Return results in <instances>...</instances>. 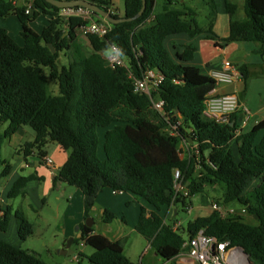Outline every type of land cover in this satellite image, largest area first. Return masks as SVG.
<instances>
[{
	"label": "trees",
	"instance_id": "trees-1",
	"mask_svg": "<svg viewBox=\"0 0 264 264\" xmlns=\"http://www.w3.org/2000/svg\"><path fill=\"white\" fill-rule=\"evenodd\" d=\"M91 1L105 10L114 9L115 17H133L143 5L142 0H124L121 13L111 0ZM186 1L164 0L162 11L156 12L155 1L147 0L142 16L113 24L105 38L89 36L86 45L77 34L82 18L64 19L60 8L47 0H33L29 12L26 6L0 0V16L16 15L24 39L23 44L18 43L0 26V165H4L0 178L11 170V163L2 157L4 142L20 126L30 125L36 137L23 146L26 155L37 150L45 157L51 141L70 150L57 179L82 191L85 218L104 188L132 193L156 209L148 215L142 207L136 231L171 264L201 231L228 242L230 248L242 247L254 264H264V136L258 139L264 118L251 130L238 133L240 113H234L227 123L205 115V101L217 82L199 66L189 64L197 45L188 43L181 53L172 55L165 43L172 35L193 39L212 31L213 24L201 26L197 10ZM224 7L230 16V34L223 40L254 42L255 53L264 57V0H244L243 18L238 16L236 2L224 0ZM39 14L49 17L41 32L32 26ZM113 43L120 47L126 66L112 67L106 59L105 52ZM62 55L67 60L64 64H60ZM148 69L164 76L151 96L134 87L135 78H142ZM239 69L247 80V65ZM52 81L58 84L57 93L50 89ZM152 100H163L164 111L156 110ZM99 128H107L104 159L98 154ZM176 169L181 170L189 188L188 199L174 198ZM34 177H19L8 198L23 194ZM254 178L259 183L247 191ZM216 185L223 190L218 201L240 203L254 222L243 214L223 216L213 211L175 230L158 213L162 205H186L193 196ZM12 211L11 206L4 211L0 230H7ZM15 216L19 237L26 240L34 232L33 225L22 210H15ZM116 217L104 211V222ZM81 229L82 236L75 242L82 240L94 248L88 256L92 264H137L124 253L126 237L112 240L86 223ZM0 264L49 263L34 251L0 238Z\"/></svg>",
	"mask_w": 264,
	"mask_h": 264
},
{
	"label": "crops",
	"instance_id": "crops-1",
	"mask_svg": "<svg viewBox=\"0 0 264 264\" xmlns=\"http://www.w3.org/2000/svg\"><path fill=\"white\" fill-rule=\"evenodd\" d=\"M9 1H11L16 6L28 7V5H30L33 0ZM111 1L115 8L118 9L117 11L123 13L124 7L120 8L114 0ZM232 1L238 4L239 10L244 11V0ZM222 2L224 8V11L221 12L222 14L220 13L222 18L219 20V15L217 16L218 18L215 21V27L213 24L211 32H204L193 39H190L185 34L172 35L166 39V46L171 54L175 55L176 53H181L183 51L184 45L188 43H195L197 45V51L194 59L189 63L190 65H197L201 68L202 72L208 73L209 69L221 67L224 60H230L238 67L246 64L248 67L249 78L253 72V65L248 60V58L251 57V54H257L255 53L257 44L254 42H226L223 40L230 34V16L225 10L224 0H222ZM238 16L243 18L244 12H238ZM1 17L2 16H0V26L6 28L7 30L10 29L8 21L11 20L15 23L14 18H17V16L14 14H10L2 18ZM4 20L6 21L4 22ZM17 20L19 22L17 23V27L20 30L22 42L20 43L16 39L15 40L18 43L23 44L24 39L21 34V23L18 18ZM48 23L49 17L46 16V23L43 28ZM34 29L38 32L43 30L42 29L40 31L36 28ZM217 30L219 32H217ZM80 39L87 38L80 36ZM218 55H223L224 58L220 62L213 65L212 61ZM259 65V72L261 74L262 80L259 85L261 88L257 91V94L254 98L250 96L249 91L247 90L249 87L247 84L248 78L247 80L243 78L242 80L230 84L217 85L212 92V94L232 92L237 94L242 105L249 111V119L243 128L241 127L243 131H247L246 129L251 130L260 120L264 118L263 57L260 59ZM244 117L245 114L243 113L239 115L238 120L240 125H242ZM7 126V123H5L1 129L5 131ZM263 136L264 130L259 134L258 139H261ZM35 137L36 131L30 125H23L20 126L17 131L4 142L2 146V157L11 163V170L8 174L0 178V219L8 207L11 206L13 211L10 216L7 230H0V238L22 248V243L27 241L28 238L26 240L20 239L18 234V221L15 216V210H22L33 225V235L38 233L40 238H43V248L50 251L51 247L54 246L59 251L62 245L70 237L74 238L73 244L77 243L79 246L86 245L82 240L75 242L76 238H80V233L77 229L78 226L76 227V225L81 226V224L85 223L87 219L85 218L84 213V195L80 189L70 186L67 183L57 179L60 168L68 159L69 155L67 150L63 149L58 143V145H54V149L51 151L45 149L46 156L52 157L55 161V164L50 166L46 164L44 157L42 158L37 150H33L29 155H26L24 152L23 146L28 142L34 141ZM3 169L4 167L0 166V173L3 171ZM29 175H34L35 177L27 183L24 193L14 199H9L8 193L16 180L21 176ZM259 181V178H254L251 182L252 188H254L259 183ZM191 202L193 204V209L191 212L194 211L196 213L195 218L209 216L212 214L213 209L211 207V199L209 197L204 196L200 199H197L195 196H193ZM142 207L146 208L147 213H151L152 211L156 210L155 207L149 204L143 197L123 191L116 192L111 188H104L97 196L95 208L90 212V216L94 218V224L92 227L96 233H101L112 240L122 238L128 234L127 232L136 230L135 226L139 220ZM105 210H109L115 213L117 216L110 223H106L103 220V214ZM51 213H53L52 216ZM94 213L101 215L103 230H100L96 227ZM158 213L167 222L174 223L176 221H181L182 219H179L180 212L177 208V205H162L158 210ZM33 217H37L41 222L38 229L35 228V224L32 221ZM115 225L120 229L119 231L117 229V232H113ZM182 227H184L183 224ZM126 230L127 232H125ZM45 232H50L51 236H44ZM73 244L72 249L74 250ZM230 250V264H252L248 261L246 255L237 247H232ZM33 251L36 253L35 250ZM180 261L183 264H193V262H195L189 256L188 250L178 257L177 264H180Z\"/></svg>",
	"mask_w": 264,
	"mask_h": 264
},
{
	"label": "built area",
	"instance_id": "built-area-1",
	"mask_svg": "<svg viewBox=\"0 0 264 264\" xmlns=\"http://www.w3.org/2000/svg\"><path fill=\"white\" fill-rule=\"evenodd\" d=\"M154 1L156 10L158 3L164 0ZM31 10L32 3L28 5L26 12ZM112 11L114 12L115 10L112 9L111 12ZM59 14L64 19H69L72 16L82 18L83 23L77 27V34L82 37L88 38L91 35H96L100 38H105L112 29V24L110 22L106 19L95 17L93 11L84 6L63 7L60 8ZM105 56L112 67L127 65V61L122 56L121 49L116 43L110 45L109 49L105 52ZM207 74H209L217 82V85L234 83L244 78L239 67L230 60H224L219 68L209 69ZM163 79L164 76L159 71L156 69H148L142 78H135L134 87L137 91L146 92L151 96V91L156 89L162 83ZM152 102L153 107L156 110L161 112L164 111L163 100H152ZM205 104V115L220 122L227 123L231 120L234 113H243L245 114L241 125L243 128L249 119V111L242 105L237 94L234 92L219 94L211 93L207 97ZM242 128L237 130V132L239 133ZM196 153H198V151H196ZM44 160L46 164L50 166L55 164V161L50 156H45ZM200 166V160H198L197 168L199 169ZM174 179V188L176 193L174 198L185 197L188 199L190 197V191L184 183L181 170H175ZM184 206L187 212L191 213L193 209L192 202L187 201ZM211 207L213 211H218L223 216L246 212V207H243L241 209V213H239L233 207L215 199L211 200ZM149 214L150 213H148V215ZM172 224L175 230L182 227L181 221H176ZM187 244L188 243H186V245ZM188 254L191 259L198 264H230L231 250L230 247H228V242L220 241L217 237L206 235L203 231H201L191 242V245L188 248ZM73 259L79 261L80 256L75 255Z\"/></svg>",
	"mask_w": 264,
	"mask_h": 264
},
{
	"label": "rangeland",
	"instance_id": "rangeland-1",
	"mask_svg": "<svg viewBox=\"0 0 264 264\" xmlns=\"http://www.w3.org/2000/svg\"><path fill=\"white\" fill-rule=\"evenodd\" d=\"M115 3L120 7H124V0H114ZM189 5H192L198 12V21L201 26L207 28L211 23L214 24L215 27V21L218 18L217 16L219 15V20L222 18L221 12L224 11L223 9V2L222 0H187L186 1ZM214 3V4H213ZM176 8H181V4H175L174 5ZM163 7V3L159 2L156 8V12H161ZM222 7V10H221ZM239 12H244L243 10H239ZM221 13V14H220ZM2 18V17H1ZM15 19V23L12 22L11 20L8 21L10 25V29L8 31L10 32L11 36L16 39L18 42H22V38L20 36V30L17 27L18 20L17 18ZM46 23V16L44 14H39L33 21L32 26L38 30H42L43 26ZM6 20H4L5 22ZM216 30V29H215ZM217 32H219L217 30ZM86 45V39H81ZM89 49V48H88ZM262 55L260 54H251V57L248 58V60L251 62L253 65V72L251 73L250 77L247 80L248 84V91L249 94L252 98H254L257 94V91L261 88L259 83L262 81L261 80V74L259 72L260 65L259 61L262 59ZM224 58L223 55H218L212 62L213 65L220 62ZM264 58V57H263ZM126 60V59H125ZM67 60L66 58L62 55L60 59V64L66 63ZM50 89L52 92L57 93L58 92V84L55 81H52L50 84ZM8 125V122H6ZM2 130V129H1ZM248 130V129H246ZM107 131L106 128H99L98 129V135H99V148H98V154L101 159L105 158V153H104V148H103V142H104V136L105 132ZM4 131L2 130L1 133ZM54 145H58L57 142L51 141L47 146V150H53ZM182 148L183 151H186V146L184 143H182ZM68 155L70 154V150L67 151ZM11 155V154H10ZM184 155V153H183ZM1 167H4V165H0ZM251 185L248 186V190L252 189V183ZM223 194V190L219 185L216 186H209L206 188L205 192L200 193L195 195L197 199H200L201 197H209L211 200H219L221 199V196ZM229 206L233 207L236 209L239 213H241V209L243 206L238 203L234 202L232 204H229ZM177 208L179 209L180 215L179 219H181V222L184 227L187 226L188 222L190 220H193L195 218L196 213L193 211L191 213H188L185 206L180 203L177 205ZM95 214V220H96V227L100 230L102 229V218L101 215L98 213ZM246 216L247 220L249 222H254L252 217L248 215L246 212L241 213ZM53 213H51V216ZM94 219V218H93ZM33 223L35 224V228H39L41 222L37 217L32 218ZM121 223V222H120ZM171 223V222H169ZM78 225H76L77 227ZM75 227V228H76ZM182 228V227H181ZM120 230L116 225L114 226L113 232H117ZM128 229V228H127ZM127 232V230L125 231ZM128 234L124 237H126V244H125V255L130 257L135 263L137 264H171L170 261L162 258L160 255L156 254L155 250L151 247L150 243L143 237L141 234H139L136 230H132L130 232H127ZM185 237H187L186 234H184ZM46 237L51 236L50 232H45ZM71 238V237H70ZM43 244V238H40L39 234L31 235L27 241L22 243V248L27 249V250H35L36 254H38L44 261H46L49 264H92L88 258V256L94 251V248L90 245H82L79 246L77 243L73 244L74 248V253L71 255H64L58 252V249L56 247H51V250H47L42 247ZM149 251V252H146ZM79 255L80 260H74V256ZM128 257V258H129ZM178 258L174 261L175 264H177ZM180 264H183L180 261ZM192 264V263H189ZM193 264H198L197 262H193Z\"/></svg>",
	"mask_w": 264,
	"mask_h": 264
},
{
	"label": "water",
	"instance_id": "water-1",
	"mask_svg": "<svg viewBox=\"0 0 264 264\" xmlns=\"http://www.w3.org/2000/svg\"><path fill=\"white\" fill-rule=\"evenodd\" d=\"M48 2L52 3L53 5L59 7V8H63V7H73V6H84L88 9H90L91 11H93L94 13H96L98 16H100L103 19H106L108 22H110L112 25L113 24H117L120 22H125V21H132L135 20L137 18H139L140 16H142V14L144 13V11L146 10L147 7V0H142V8L141 10L133 17H115L111 11L105 10L104 8H102L99 4L91 1V0H74V1H69V0H47ZM51 49L53 52H55V47L50 45ZM95 206L92 208L94 209ZM257 216V215H256ZM87 226H92L94 224V219L89 216L86 221H85ZM78 232L80 233V237L82 236V229L81 226L78 225L77 227ZM73 240L74 238L71 237L68 240H66V242L62 245L61 249H59L58 252H60L61 254L64 255H71L74 253V250L72 249V244H73ZM239 250H241L247 257L248 261L252 264L253 261L250 258V255L240 246H236Z\"/></svg>",
	"mask_w": 264,
	"mask_h": 264
}]
</instances>
